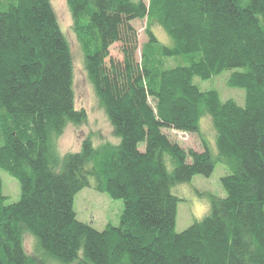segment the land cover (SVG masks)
I'll return each instance as SVG.
<instances>
[{
	"label": "trees",
	"instance_id": "1",
	"mask_svg": "<svg viewBox=\"0 0 264 264\" xmlns=\"http://www.w3.org/2000/svg\"><path fill=\"white\" fill-rule=\"evenodd\" d=\"M66 3L117 144L87 139L57 153L67 126L86 122L74 105L69 42L50 0H0V173L20 191L5 204L0 179V264H264V0ZM138 20L147 39L139 61ZM117 43L120 62L109 55ZM223 72L243 106L193 82ZM164 129L199 136L203 151L182 149ZM217 163L228 170L225 197H209L208 213L175 233L173 188L209 177ZM90 187L122 200L118 227L99 232L76 219L74 197Z\"/></svg>",
	"mask_w": 264,
	"mask_h": 264
},
{
	"label": "rangeland",
	"instance_id": "2",
	"mask_svg": "<svg viewBox=\"0 0 264 264\" xmlns=\"http://www.w3.org/2000/svg\"><path fill=\"white\" fill-rule=\"evenodd\" d=\"M144 1L147 2V0ZM50 3L56 14L59 26L70 45L74 73V105L77 110H82L86 114L85 123L68 125L64 133L55 140L56 151L60 156H64L67 153H76L80 150L81 143L87 139H90L94 146H99L103 143L115 145L117 144V139L112 135V130L97 103L93 88L88 82L83 69L82 52L72 29V19L66 0H50ZM131 25L137 32L138 50L135 58L139 61L141 48L147 40L144 34L145 21H133ZM153 31L156 33L160 43L168 46L172 44L169 39L164 38V34L157 30V28L153 29ZM165 39L167 42H165ZM109 55L110 59L115 62L122 61L121 44H114L109 50ZM228 76L229 72H223L209 80L202 81L195 78L193 82L201 91L215 90L223 101L231 99L239 106H243L244 92L239 89L227 88L226 81ZM204 126L205 124L202 125L204 129H202L203 138L210 141V130L207 126ZM163 133L184 150H193L198 153L203 151L199 136L171 129H164ZM140 149L142 150L143 147L140 146ZM209 151L213 156H216L215 146L214 149ZM226 175H228L227 168L217 163L213 173L209 177L195 176L189 183L173 188V194H176L180 199L177 205L175 233L183 232L195 222L200 221L208 213L209 197L221 199L225 197L220 181ZM0 179L2 181L3 196L6 198L5 204L16 203L20 196L18 183L3 173H0ZM73 210L79 222L100 232L105 230L107 226L118 227L124 207L122 200H113L107 194L97 192L93 187H90L84 188L75 195ZM23 245L26 253L32 255L34 243L29 235L24 236ZM49 264L57 263L50 262Z\"/></svg>",
	"mask_w": 264,
	"mask_h": 264
}]
</instances>
